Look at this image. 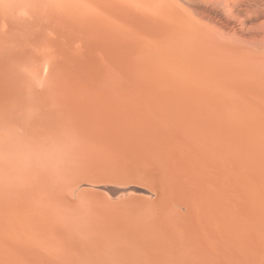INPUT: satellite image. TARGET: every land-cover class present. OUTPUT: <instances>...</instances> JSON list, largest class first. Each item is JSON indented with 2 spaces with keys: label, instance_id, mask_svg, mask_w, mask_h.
<instances>
[{
  "label": "bare ground",
  "instance_id": "1",
  "mask_svg": "<svg viewBox=\"0 0 264 264\" xmlns=\"http://www.w3.org/2000/svg\"><path fill=\"white\" fill-rule=\"evenodd\" d=\"M139 1L110 11L139 18L141 27L160 39L174 33L170 48L186 51L190 60L202 56L197 47L192 51L178 47L182 31L171 15L174 6L167 3L169 9L158 11L161 17L154 20L148 5L152 2ZM240 1L233 0L232 7L223 4V13L235 19L233 8ZM35 43L41 46L42 40ZM63 45L56 39L44 44L49 51ZM4 50L0 57L1 264H264V136L238 118L239 107L229 101L238 97H128L114 86L116 81L98 84L104 72L101 76L95 65L84 66L87 74L94 72L93 77L78 76L54 67L50 55L49 74L37 89L20 72L30 54L23 50L15 56L10 48ZM103 145L133 148L143 163L145 154L156 166L160 191L151 216L123 226L111 218L98 221L100 225H93L90 232L85 230L90 234L86 240L85 235L79 237L83 232H78L79 239L74 232L47 231L52 222L46 225L49 216L38 213L49 202L63 203L60 195L77 182L76 177L104 170L100 166L87 170L93 167L88 168V163L79 171L74 165L96 155L91 150ZM109 159L106 164L113 162ZM30 221L35 226H29L30 241L28 236V242L20 241L17 233L28 229ZM9 230L12 237L7 236ZM15 259L19 261L14 263Z\"/></svg>",
  "mask_w": 264,
  "mask_h": 264
},
{
  "label": "rangeland",
  "instance_id": "2",
  "mask_svg": "<svg viewBox=\"0 0 264 264\" xmlns=\"http://www.w3.org/2000/svg\"><path fill=\"white\" fill-rule=\"evenodd\" d=\"M133 1L140 2L139 0H107V2L104 0H0V57H3L2 52L5 48H10L15 56L22 54L23 50L25 55L30 54V57L20 65L21 67L19 66L20 72L25 78H30L35 87L38 85V88L49 74L48 60L52 57L54 67L59 65L62 70H73L78 76L86 74L88 77H93L94 72L87 74L84 66L95 65L97 67L95 71L100 72L101 76L104 72L103 79L96 81L98 84L116 81L114 86L123 89L125 96L128 97H238L236 100L233 98L232 101L229 100L234 104L233 106L239 107L238 118L247 120L246 122L250 123L255 132L263 137L264 0L262 2L241 0L233 8L235 19L223 13V4L232 7L233 0H146L152 2L148 5L154 20L161 17L157 14L158 11H166L167 8L174 6L175 11L171 15L178 19L176 24L180 25L182 31L179 34L181 36L178 39L180 42L178 47L190 51L197 47L201 51L202 56L193 57V60L185 57L188 56L186 51L179 53L176 49L170 48V42L177 36L174 33L167 40L162 37L160 39L155 33L148 32L145 27L142 28L139 18L125 17L121 14L116 16L115 11L114 13L110 11L113 6L117 8L132 6L129 2ZM176 11L178 12L175 13ZM38 37L44 38L38 39ZM55 39L64 45L52 46L49 51L44 44ZM22 40L25 42L22 43ZM36 40H42L41 46H36L39 44L35 43ZM20 44L24 45L20 46ZM3 55L5 56L6 53ZM221 100L226 102L225 98ZM262 139L264 140V137ZM91 151L99 155L98 159L94 158L96 156L94 155L93 158H89L90 160H79L74 164L76 170L87 169L88 165V168L90 165L93 167L87 170H94L99 166L104 170H98L99 172L88 177H76L79 184L74 181L71 187L69 185L63 191L60 195L63 203L59 199L61 205L58 200L57 204L55 201L46 204L47 210L45 207L38 214L40 217L49 216V220L48 218L46 220L47 224L44 221L46 225L52 222L46 227L47 231L53 232L58 229L65 235L74 232L75 237H78V232L79 234L83 232L79 237L83 238L85 235L84 240H86L90 234L85 230L90 232L92 227H95L93 225H100L106 219L111 218L113 223L123 226L126 222H140L151 216L149 211L157 203L156 194L158 195L160 191L159 171L151 160L145 154L142 156V153L141 156L146 160L143 163L134 153L133 148L125 146L103 145ZM108 158L111 159L108 161L113 162H108L110 166L105 169L104 166L109 165L106 164ZM80 161H83L85 166L80 164ZM64 204L67 207L69 205V209H66ZM49 212L51 214H48ZM139 214L140 219L137 218ZM88 223H91V228L84 225ZM5 224L8 225L9 222L5 221ZM0 226L1 234L4 232L1 222ZM29 226L35 227L30 221L25 226L28 229H21L19 235L17 233V237L21 238L20 241L26 239L30 241ZM73 226L78 231H75ZM79 227L84 228V231L81 229L80 232ZM8 233L10 234V230ZM8 233L7 236L12 237L13 234ZM25 236L28 237L25 239ZM18 238L15 239L19 240ZM27 240L25 242H28ZM48 251L52 254L53 247L48 248ZM1 259L0 264L3 263ZM18 261L19 259H15L13 262Z\"/></svg>",
  "mask_w": 264,
  "mask_h": 264
}]
</instances>
